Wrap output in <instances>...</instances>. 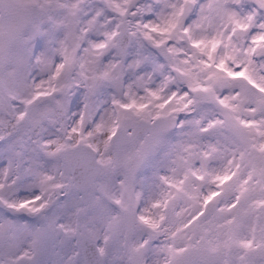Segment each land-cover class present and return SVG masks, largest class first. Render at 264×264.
I'll return each instance as SVG.
<instances>
[{
  "label": "snow or ice",
  "instance_id": "snow-or-ice-1",
  "mask_svg": "<svg viewBox=\"0 0 264 264\" xmlns=\"http://www.w3.org/2000/svg\"><path fill=\"white\" fill-rule=\"evenodd\" d=\"M0 264H264V0H0Z\"/></svg>",
  "mask_w": 264,
  "mask_h": 264
}]
</instances>
